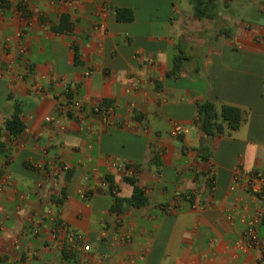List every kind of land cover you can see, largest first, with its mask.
Returning a JSON list of instances; mask_svg holds the SVG:
<instances>
[{
    "label": "crops",
    "instance_id": "1",
    "mask_svg": "<svg viewBox=\"0 0 264 264\" xmlns=\"http://www.w3.org/2000/svg\"><path fill=\"white\" fill-rule=\"evenodd\" d=\"M212 15L189 0H0V264H261L242 220L262 202L230 186L237 167L264 170V0H213ZM206 101L246 121L210 139L192 125ZM106 176L119 198L134 176L148 204L113 210Z\"/></svg>",
    "mask_w": 264,
    "mask_h": 264
},
{
    "label": "trees",
    "instance_id": "2",
    "mask_svg": "<svg viewBox=\"0 0 264 264\" xmlns=\"http://www.w3.org/2000/svg\"><path fill=\"white\" fill-rule=\"evenodd\" d=\"M60 1V0H53ZM193 7L194 16L198 19H212L213 15V0H189ZM117 21L131 22L133 21V14L130 9L118 8L115 10ZM70 25L68 24V16L63 15L60 18L59 26L54 28L56 32L69 31ZM76 55L78 49L73 45ZM180 62L179 58L174 60V70L177 69ZM108 101H103L106 105ZM246 121V114L238 108L221 105L216 106L211 102H203L197 107V115L192 125L198 128L208 138L220 137L227 133L236 131ZM6 130L11 136L17 137L24 129V124L19 117V111L16 109L12 117L6 121ZM1 147V146H0ZM126 168L137 170V166L127 165ZM208 181L212 184V176H209ZM124 181L132 186V194L129 198L117 197V188L111 176H106L104 182L107 185L108 193L114 198L113 210L119 212L122 208H141L148 204V199L145 192L137 185V180L134 176L124 177ZM260 224H264V215ZM63 256L67 259L69 257L68 251H62Z\"/></svg>",
    "mask_w": 264,
    "mask_h": 264
},
{
    "label": "built area",
    "instance_id": "3",
    "mask_svg": "<svg viewBox=\"0 0 264 264\" xmlns=\"http://www.w3.org/2000/svg\"><path fill=\"white\" fill-rule=\"evenodd\" d=\"M191 128L192 126L173 123L171 135L180 136L187 134ZM128 170L129 172H134L132 168ZM104 185L106 186L105 183ZM239 188L246 190L254 199L262 202L261 208L255 212L254 216L249 219H243L242 222L245 226L243 234L244 241H246L248 245L260 250V263L264 264V238L260 237L257 232V226L260 224L264 215V170L243 171L241 168L237 167L232 174L230 190L234 191ZM71 240L75 244H79L82 242V237L72 235ZM84 249L88 250L89 247L84 246Z\"/></svg>",
    "mask_w": 264,
    "mask_h": 264
}]
</instances>
